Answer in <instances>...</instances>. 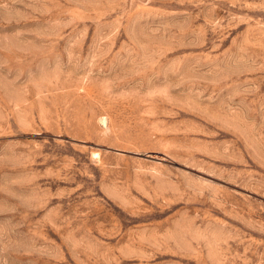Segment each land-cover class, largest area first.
Returning a JSON list of instances; mask_svg holds the SVG:
<instances>
[{"label":"rangeland","instance_id":"rangeland-1","mask_svg":"<svg viewBox=\"0 0 264 264\" xmlns=\"http://www.w3.org/2000/svg\"><path fill=\"white\" fill-rule=\"evenodd\" d=\"M0 264H264V0H0Z\"/></svg>","mask_w":264,"mask_h":264}]
</instances>
